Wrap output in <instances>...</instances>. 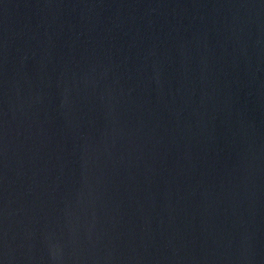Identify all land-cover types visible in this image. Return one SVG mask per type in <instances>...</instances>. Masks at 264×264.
<instances>
[{"label":"water","instance_id":"obj_1","mask_svg":"<svg viewBox=\"0 0 264 264\" xmlns=\"http://www.w3.org/2000/svg\"><path fill=\"white\" fill-rule=\"evenodd\" d=\"M0 264H264V0H0Z\"/></svg>","mask_w":264,"mask_h":264}]
</instances>
